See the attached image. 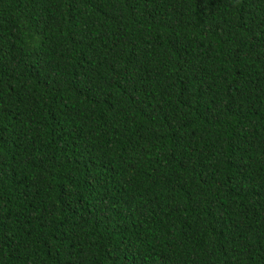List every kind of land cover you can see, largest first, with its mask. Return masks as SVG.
Listing matches in <instances>:
<instances>
[{
  "label": "trees",
  "instance_id": "trees-1",
  "mask_svg": "<svg viewBox=\"0 0 264 264\" xmlns=\"http://www.w3.org/2000/svg\"><path fill=\"white\" fill-rule=\"evenodd\" d=\"M0 264H264V0H0Z\"/></svg>",
  "mask_w": 264,
  "mask_h": 264
}]
</instances>
